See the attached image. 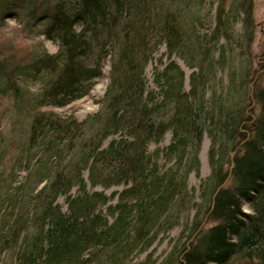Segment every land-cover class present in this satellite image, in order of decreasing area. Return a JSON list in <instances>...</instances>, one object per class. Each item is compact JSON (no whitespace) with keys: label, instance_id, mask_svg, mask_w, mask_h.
Instances as JSON below:
<instances>
[{"label":"trees","instance_id":"16d2710c","mask_svg":"<svg viewBox=\"0 0 264 264\" xmlns=\"http://www.w3.org/2000/svg\"><path fill=\"white\" fill-rule=\"evenodd\" d=\"M195 1L0 0L58 46L0 49V264H264V38L252 0ZM107 60L95 112L42 109Z\"/></svg>","mask_w":264,"mask_h":264},{"label":"rangeland","instance_id":"374dc122","mask_svg":"<svg viewBox=\"0 0 264 264\" xmlns=\"http://www.w3.org/2000/svg\"><path fill=\"white\" fill-rule=\"evenodd\" d=\"M199 1V0H198ZM253 1V9H252V19L254 20L255 25V31H254V43H253V49L255 52H259L262 48V40L264 38L263 36V29H264V0H252ZM191 7L193 6V3L195 4L194 9L197 8L196 1L191 0ZM201 2H204L202 6L200 7V12L206 11L209 9L210 6H212L213 0H203ZM215 5H213L214 8ZM199 9V8H197ZM211 13H213V9L211 10ZM19 26L18 22L14 19H6L4 25L0 27V49L4 52V54H7L9 51H14L15 47H17L18 44L20 45H28L32 44L34 42H39L42 46L43 50H46L49 53H53L57 50V43L45 38L40 31L39 27L33 31L32 35L24 38L23 35L19 32ZM163 46H161L158 50L163 51ZM11 49V50H10ZM157 53V54H158ZM181 65L183 63L180 61ZM184 67V65H183ZM109 68V60L104 62L103 67V74L96 78L92 84L91 89L89 90L88 94L75 99L74 101L68 103L65 106L62 107H51L46 106L42 109L45 110H52L54 112L59 113L60 115H73L77 119L84 118L87 114L95 112L98 107V99L102 95L104 88L106 86L107 82V72ZM185 69V79H187L189 69L184 67ZM146 74L147 77L150 78V71H151V63H149L146 67ZM27 86L31 90H37L39 85L36 82H28ZM1 107H4L3 105ZM4 118L8 119V116H5ZM6 119H2L0 122V127H2V124H4V121ZM169 138V134L167 133L164 138V142H167ZM209 145V140L206 136H203L201 145H200V151H199V158H200V175L201 177L206 176L209 173V165H208V158H207V148ZM189 183L194 185L195 187L198 186V179L193 176V174H190L189 176ZM244 210H250V206L248 204L243 205ZM181 226H177L169 233L167 236L159 241H156L155 248H156V254H163L168 248L170 247L173 239L175 238L176 234L179 231V228Z\"/></svg>","mask_w":264,"mask_h":264}]
</instances>
